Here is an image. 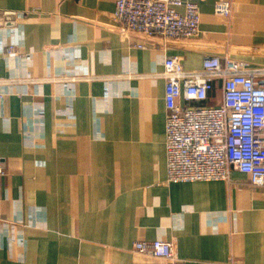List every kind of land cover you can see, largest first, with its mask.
<instances>
[{"label":"crops","instance_id":"1","mask_svg":"<svg viewBox=\"0 0 264 264\" xmlns=\"http://www.w3.org/2000/svg\"><path fill=\"white\" fill-rule=\"evenodd\" d=\"M221 1L241 5L237 23ZM197 3L200 49L121 35L113 0H0V264H163L133 252L158 240L187 264H264V187L236 170L168 182L166 59L264 69V0ZM222 101L216 79L180 105Z\"/></svg>","mask_w":264,"mask_h":264},{"label":"built area","instance_id":"2","mask_svg":"<svg viewBox=\"0 0 264 264\" xmlns=\"http://www.w3.org/2000/svg\"><path fill=\"white\" fill-rule=\"evenodd\" d=\"M113 1L121 35L161 39L165 47H205L193 42L200 34L198 0ZM214 13L235 24L241 19V5L221 1ZM16 53L12 46L7 49L9 56ZM163 76L168 182L225 181L236 170L247 175L253 187H264V69L247 71L244 62L208 52L203 72H188L180 57H168ZM216 79L223 82L220 105H180L181 99L207 101ZM5 174L0 163V176ZM133 252L163 264H187L177 256L174 242H135Z\"/></svg>","mask_w":264,"mask_h":264}]
</instances>
